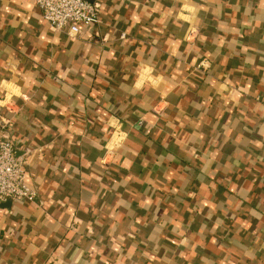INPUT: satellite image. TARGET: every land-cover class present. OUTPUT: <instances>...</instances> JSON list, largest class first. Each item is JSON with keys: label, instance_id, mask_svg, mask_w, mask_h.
Here are the masks:
<instances>
[{"label": "crops", "instance_id": "0c3cea01", "mask_svg": "<svg viewBox=\"0 0 264 264\" xmlns=\"http://www.w3.org/2000/svg\"><path fill=\"white\" fill-rule=\"evenodd\" d=\"M100 9L71 36L0 0V123L38 191L0 206V264H264V0Z\"/></svg>", "mask_w": 264, "mask_h": 264}, {"label": "built area", "instance_id": "2783aa9c", "mask_svg": "<svg viewBox=\"0 0 264 264\" xmlns=\"http://www.w3.org/2000/svg\"><path fill=\"white\" fill-rule=\"evenodd\" d=\"M43 18L57 31L76 36L83 26L100 21L101 0H35ZM125 36V34H123ZM26 154L18 153V146L0 123V206L10 200L26 199L34 202L38 191L26 182Z\"/></svg>", "mask_w": 264, "mask_h": 264}]
</instances>
